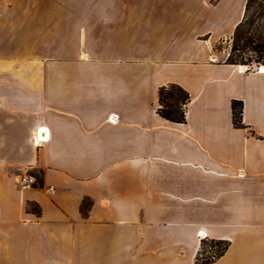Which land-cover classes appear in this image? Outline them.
I'll return each instance as SVG.
<instances>
[{"label":"crops","instance_id":"obj_1","mask_svg":"<svg viewBox=\"0 0 264 264\" xmlns=\"http://www.w3.org/2000/svg\"><path fill=\"white\" fill-rule=\"evenodd\" d=\"M90 1L0 0V264H202L200 236L228 243L210 264H264V71L211 53L247 0L209 25L207 0H169L172 32ZM170 84L183 123L158 113Z\"/></svg>","mask_w":264,"mask_h":264},{"label":"rangeland","instance_id":"obj_2","mask_svg":"<svg viewBox=\"0 0 264 264\" xmlns=\"http://www.w3.org/2000/svg\"><path fill=\"white\" fill-rule=\"evenodd\" d=\"M69 0H38V4L41 7V9L47 10V12L50 14V16H53L55 13V9L58 8V4H62L64 9H70L71 6L66 5ZM220 0H207L206 6H207V19L206 24H211L210 20L212 17V9L211 7L214 4H217ZM240 0H223L222 3L218 6L217 10L221 11L222 14L230 13L232 10L235 9L239 5ZM90 2H94L92 7H102L103 0H92ZM129 2V0H128ZM138 8H140L139 11V20H143L146 24V22H150L152 26H154L155 29L168 28L169 31H174L175 28L172 30L171 27H173V23L177 26L179 24V15L181 13H178V11L174 8L172 5V2L169 0H162V1H156V0H136ZM247 2V1H246ZM133 7L135 4V1L132 2ZM199 8L193 7L192 12L198 13ZM143 11L145 14H143ZM259 13H264V0H253L250 12H249V21L253 20V29H256L258 33H261L264 36V16H259ZM198 16L196 15V19ZM129 19V18H128ZM194 19V17H193ZM192 19V21H193ZM127 20V19H125ZM126 24V22H125ZM175 26V27H176ZM248 27V26H247ZM153 28V29H154ZM177 30V29H176ZM255 31V30H254ZM207 38V37H206ZM204 39V38H202ZM264 41V38L262 39ZM232 46H233V34L231 36H227L223 39L215 40L214 43L211 46V53L212 55H216V59L219 60H227L229 55L232 52ZM54 49L53 48H47V55H53ZM235 57L237 59V65H256V64H264V60L260 58V55L255 53L254 51H246L245 54H242V56H239L237 53H235ZM34 174V173H33ZM220 244L216 241H207L205 240L201 244L200 253L198 256V259L200 262H203L206 259H210L211 255L214 253L217 254L219 252V246ZM223 246V244H222Z\"/></svg>","mask_w":264,"mask_h":264},{"label":"trees","instance_id":"obj_3","mask_svg":"<svg viewBox=\"0 0 264 264\" xmlns=\"http://www.w3.org/2000/svg\"><path fill=\"white\" fill-rule=\"evenodd\" d=\"M253 0H247L243 19L237 24L233 34L232 52L226 60L228 63L237 64L235 53L239 56L245 54L246 51H254L264 60V36L257 32V28L253 29V20L249 21V12ZM259 16H264V13H259ZM248 26V27H247ZM255 30V31H254ZM190 101V94L178 84H170L162 86L159 90V107L158 113L165 119L183 123L186 120L185 106ZM234 123L239 126L242 124L243 103L234 102ZM220 245L218 257L227 249L226 241H217ZM223 244V246H222ZM214 260L206 259L202 264H210Z\"/></svg>","mask_w":264,"mask_h":264},{"label":"built area","instance_id":"obj_4","mask_svg":"<svg viewBox=\"0 0 264 264\" xmlns=\"http://www.w3.org/2000/svg\"><path fill=\"white\" fill-rule=\"evenodd\" d=\"M245 66H246L245 71L251 68V65H245ZM259 71H264L261 65L259 66ZM41 130L42 129H38L34 135V143L36 146H39L48 140V137L42 136V132H40ZM17 181H18L20 189L23 191L33 189L34 187L37 186V183H38L37 176L28 170L19 174ZM48 190L53 191L54 187H49ZM199 240H200V243L202 244L206 240V237L200 236ZM217 257H218V253L217 254L214 253L213 255H211L210 259L215 260Z\"/></svg>","mask_w":264,"mask_h":264},{"label":"bare ground","instance_id":"obj_5","mask_svg":"<svg viewBox=\"0 0 264 264\" xmlns=\"http://www.w3.org/2000/svg\"><path fill=\"white\" fill-rule=\"evenodd\" d=\"M262 66V68L264 69V64L263 65H261ZM239 69L241 70V71H245V69H246V66L245 65H239ZM45 131V129H42L40 132H42V131ZM42 136H45V137H47L46 135H44L43 133H42Z\"/></svg>","mask_w":264,"mask_h":264}]
</instances>
